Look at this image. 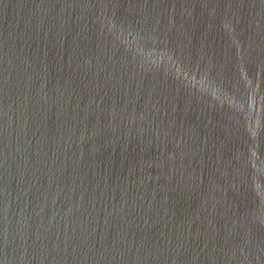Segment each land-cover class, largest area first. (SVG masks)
<instances>
[{"label": "water", "instance_id": "95a60500", "mask_svg": "<svg viewBox=\"0 0 264 264\" xmlns=\"http://www.w3.org/2000/svg\"><path fill=\"white\" fill-rule=\"evenodd\" d=\"M0 264H264V0H0Z\"/></svg>", "mask_w": 264, "mask_h": 264}]
</instances>
